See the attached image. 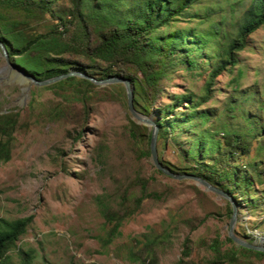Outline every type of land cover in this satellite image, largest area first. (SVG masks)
<instances>
[{
  "label": "rangeland",
  "instance_id": "obj_1",
  "mask_svg": "<svg viewBox=\"0 0 264 264\" xmlns=\"http://www.w3.org/2000/svg\"><path fill=\"white\" fill-rule=\"evenodd\" d=\"M93 1L103 5L101 0ZM114 1L121 6L120 16L124 17L136 15L147 0ZM250 3L251 0H196L171 21L169 32L193 29L196 35H204L203 56L194 51L197 69L188 71L177 64L161 81L164 90L151 112L174 105L167 117L173 120V126L167 130L166 139L156 144L158 157L175 165L171 167L174 171L186 172L187 164L211 163L215 155L225 154L228 170L238 168L240 177L251 180V185L243 184L240 189L246 195L236 191L237 198L233 197L238 210L232 233L249 242H264V25L249 35L231 70L215 78L210 99L196 112L183 102L177 104L184 94L203 95L208 71L216 62L212 56L215 44L235 36ZM70 7L69 0H51V9L57 15L68 13ZM51 21V15L45 13L44 19L31 23L30 32L45 31V24ZM216 23L218 28L213 26ZM164 28L153 33L155 43L144 40L148 46L164 41ZM209 30L217 31L215 37L207 39ZM190 46L189 42L182 45ZM8 60L10 63L0 49V113L19 110V123L28 124L15 129L11 158L0 163V218L32 217L26 232L16 241V248L8 252L9 264H141L129 260L142 245L139 241L144 240V234L162 233L166 226L171 237L168 247L158 251L157 264H174L181 256L185 237L190 250L185 260L197 263L211 259L213 254L207 245L217 235L223 242L222 249L234 250L238 246L225 241L230 215L229 202L224 197L205 190L192 179L158 173L150 155H139V149L147 143L136 142L128 135V121L144 126L147 133L151 126L131 116L122 83L96 84L92 108L77 122L73 120L75 114H71L81 111L82 104L72 99L71 87L56 94L57 89L31 84L22 101L24 76L15 61ZM16 74L19 78H15ZM62 95H69V100ZM66 106L72 107L68 118L52 113ZM197 111H206L207 121L201 123ZM150 115L153 118L154 114ZM228 131L247 137L239 144L240 157H231L230 147L225 146L224 132ZM257 170L261 174L258 184ZM138 178L149 179L147 190L165 192V198L145 199L124 220L119 228L121 235L104 244L101 239L110 225L100 213L98 198L114 205L123 193L130 203L138 192ZM217 181L213 185H218ZM222 264H264V257L238 252L235 263Z\"/></svg>",
  "mask_w": 264,
  "mask_h": 264
},
{
  "label": "trees",
  "instance_id": "obj_2",
  "mask_svg": "<svg viewBox=\"0 0 264 264\" xmlns=\"http://www.w3.org/2000/svg\"><path fill=\"white\" fill-rule=\"evenodd\" d=\"M69 1L71 7L68 13L57 15L51 9V0H0V41L9 58L37 79L49 78L69 70L84 72L96 79L110 76L128 78L133 85L134 108L143 114H154L153 120L158 125V144L163 142L167 137V130L173 126V120L167 117L174 105L168 108L160 106L157 107L155 113L151 112L156 108L155 103L164 90L161 81L168 77L177 64L183 65L188 71L197 69L198 61L196 56H193V52L196 51L198 56L202 57L201 50L205 41L204 35H196L193 29L187 32L167 30L171 26V21L176 20L175 17L181 15L196 0H147L136 15L124 17L120 16L121 6L114 0H101L102 6H100V1L99 3H94L93 0ZM45 13L50 14L54 21L45 24L48 27L45 31L31 33V23L44 19ZM217 25L218 23L213 24L215 28H218ZM262 25H264V0H251L235 36L215 44L212 56L216 62L208 71L203 95L195 97V95L184 94L177 104L183 102L186 107L190 110L195 109L196 112L197 107L207 102L211 97L215 78L222 71L231 70L238 61L237 52L245 48L249 35ZM161 26L165 27L164 41H161L159 45L148 46L149 43L144 40L155 43L153 33ZM216 34L217 31L209 30L206 35L207 39L215 37ZM187 42L191 46L182 47ZM210 59L208 57V62ZM235 78L237 80L238 77L233 79ZM112 85H121V83ZM67 87H71L72 99L82 104L81 111L71 114H75L73 120L78 122L77 119L87 116L92 108V92L96 84L87 78L71 75L42 88L57 89L59 91L55 92L59 94ZM122 88L124 90V87ZM62 96L65 100H69V95V97ZM194 98L198 99L194 101ZM31 105L32 102L28 104L30 107ZM71 108V106L55 108L52 113L59 118H68ZM198 117L201 123H204L208 119V114L206 111L198 112ZM18 118L19 110H7L0 113V163L7 162L11 158L15 129L24 128L28 124L27 122L20 124ZM127 129L128 135L134 141L144 140L147 143L146 147L139 149V155H150L151 131L147 133L144 126L136 124L131 119L128 121ZM262 131H264V125ZM224 135L225 146L227 149L230 147L228 150L230 156L240 157L242 154L238 150L239 144L247 140V137L238 133L231 134L229 131L224 132ZM216 143L219 144L220 141ZM244 146L248 148V145ZM188 150L189 153L192 152L191 148ZM159 159L164 165L175 168V165L169 161L160 157ZM228 166L227 156L218 154L211 163L201 161L197 164L193 163V166L187 164L186 172L202 176L212 184L218 180L219 186H216L236 199L235 192L243 194L240 191L242 185H248L247 183L251 185V180L248 177H240L237 173L238 168L237 171L232 168L230 172ZM155 171L163 174L157 168ZM256 177L258 184L261 182L259 170L256 171ZM137 181L135 185L138 186V192L130 203L127 202L123 193L114 200V205L104 202L101 197L98 198L100 213L105 222L110 225L106 236L101 239L104 244L110 243L115 237L121 235L119 228L122 223L140 208L145 199L165 198V192L147 190L149 179L138 178ZM231 211L229 202V215ZM31 220V215L11 220L0 218V264H9L8 252L16 248V241L26 232ZM168 228L166 226L159 234H144V240L139 241L142 245L130 255L129 260L139 261L141 264H157L158 251H164L168 247L167 242L171 237ZM188 240V237L184 238L181 256L174 264L235 263L238 252L245 256L264 257L262 251L241 245L236 246L228 235L225 241L233 243L235 248L234 250L222 249L223 242L217 235L207 245L213 254L211 259L197 263L185 260L190 254ZM23 264H28V262Z\"/></svg>",
  "mask_w": 264,
  "mask_h": 264
},
{
  "label": "water",
  "instance_id": "obj_3",
  "mask_svg": "<svg viewBox=\"0 0 264 264\" xmlns=\"http://www.w3.org/2000/svg\"><path fill=\"white\" fill-rule=\"evenodd\" d=\"M0 49H1V52L3 53V55L6 57V60L8 62L9 61L8 60L9 59L8 53H7L3 43L1 41H0ZM8 63H10V62H8ZM16 66L19 68V71L21 72L22 76H24L21 78L22 82L26 83V85L22 88V95H21L22 101L27 97L28 89H29L31 84H34L37 86H44V85L51 84L57 80H60L62 78H65V77L71 76V75H77L80 77L87 78V79L91 80L93 83L98 84V85H102V86L106 85V84L122 83L124 85V88H125L126 97H127V105H128L129 111L131 113V116L138 123L151 126V135H150L149 147H150V159H151L152 163L154 164V166L157 169H159L160 171H162L164 174H166L172 178H175V179H183V178L192 179L196 183L202 185L205 190L212 191V192L224 197L225 199H227L230 202L231 208H232L231 215L229 218L228 236H230L231 239L235 243H237L238 245L245 246V247H248V248H251L254 250L264 252L263 240H259L258 242H254V241L249 242V241H246V240H244V239H242V238H240V237H238L232 233V224L236 220V214H237V210H238L237 204L234 201V198L232 197V195L228 194L227 192L220 189L219 187L213 185L208 180L204 179L202 176H199V175H196L193 173H189V172L180 173V172L174 171L169 166L164 165L160 161L158 154H157V149H156L158 125L155 123V121L153 120L151 115L143 114L134 108L133 85L130 83L128 78H124L121 76H110V77H106V78H102V79H96L92 76L87 75L84 72H80V71H76V70H69L65 73H62V74H59L56 76H52L49 78L37 79L32 73H30L26 69H23V68L19 67L18 65H16ZM14 76H15V78L16 77L19 78L17 74Z\"/></svg>",
  "mask_w": 264,
  "mask_h": 264
}]
</instances>
